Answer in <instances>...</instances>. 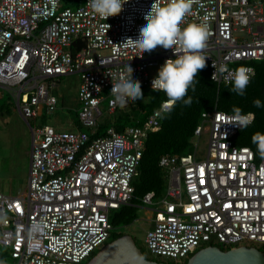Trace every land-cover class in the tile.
Masks as SVG:
<instances>
[{
  "label": "built area",
  "instance_id": "built-area-1",
  "mask_svg": "<svg viewBox=\"0 0 264 264\" xmlns=\"http://www.w3.org/2000/svg\"><path fill=\"white\" fill-rule=\"evenodd\" d=\"M64 1L0 0V96L10 90L32 134L26 191L0 190V246L15 264H83L110 238V214L132 202L146 139L161 128L164 114H157L160 105L139 125L122 132L109 127L92 138L101 105L106 101L109 113L124 108L110 92L128 75L127 65L141 87L152 88L164 62L177 58L161 46L144 54L125 43L138 38L154 0H128L106 21L88 0ZM191 22L209 27L203 55L211 78L213 65L229 70L217 72L219 85L232 84L230 71L240 66L256 74L254 63L264 59V0H194L181 27ZM75 73L77 129L39 123L44 111L58 107L52 90ZM232 116L217 108L202 113L195 137L208 133L203 157L194 144L192 153L161 158L165 193L142 198L156 206L145 237L152 255L185 261L209 246H264V158L235 145L241 129L229 124Z\"/></svg>",
  "mask_w": 264,
  "mask_h": 264
},
{
  "label": "trees",
  "instance_id": "trees-1",
  "mask_svg": "<svg viewBox=\"0 0 264 264\" xmlns=\"http://www.w3.org/2000/svg\"><path fill=\"white\" fill-rule=\"evenodd\" d=\"M77 4V2L73 3V5ZM254 65L256 74L247 86L244 96L231 93L229 90L232 88V84L222 83L219 85L216 81H213L208 66L199 71L196 77L199 83L196 84L195 91L193 92L190 89L188 92V96L192 97L191 106L184 105L182 101L177 102L172 111L162 117L161 128L148 135L138 174L133 180L135 193L132 202L113 210L110 215L111 222L115 228L130 225L138 219L137 207L142 202L145 194L154 191L160 197L165 193L168 175L166 169L160 164L161 158L165 155H186L192 153L195 130L202 122V113L204 111L217 108L233 113L232 109L235 106L241 108L245 114L254 113L255 119L253 123L238 132L234 137V143L237 146L251 147L257 156L261 158L251 138L256 132L264 133V107L257 108L253 105V101L256 99H259L264 104V59L255 62ZM141 88L144 99L132 101V104H136L141 109L142 115L136 118L130 113L117 114L122 110L117 109L114 112L115 116L99 122L97 134L92 135V138L105 135L109 127H114L117 131L122 132L129 125L143 123L154 110L160 107L162 101L167 100L163 92L153 91L149 87ZM124 234L126 233L113 232L110 236V242ZM141 249L148 259L159 262L184 264L188 260H173V262L159 257L153 258L147 256L144 249ZM260 249L264 251V247ZM96 253L94 252L92 257ZM2 254L10 255L8 251Z\"/></svg>",
  "mask_w": 264,
  "mask_h": 264
},
{
  "label": "clouds",
  "instance_id": "clouds-1",
  "mask_svg": "<svg viewBox=\"0 0 264 264\" xmlns=\"http://www.w3.org/2000/svg\"><path fill=\"white\" fill-rule=\"evenodd\" d=\"M128 0H88V6L102 20L119 15L123 5ZM194 0H154L149 12L144 16L146 21L139 30L137 39H127L132 47L141 53H149L158 46L165 50H172L175 59H167L159 68L158 75L152 80V90L163 92L167 100L162 101L158 115L168 114L177 102L182 101L184 105L191 106L192 97L188 92L195 91L199 83L196 79L200 70L206 67V57L203 50L209 34L206 23H187L185 18L191 13ZM108 27L110 25L107 24ZM141 57V56H140ZM143 57V56H142ZM212 80H217V72L223 74L229 71L225 66L215 67ZM133 69L127 65V73L119 82L112 83L110 94L114 96V103L125 107L128 102L144 99L141 82L133 79ZM232 88L229 90L239 96L245 95V90L255 75L254 69L240 66L230 71ZM187 97V99H185ZM257 108L264 107L259 99L253 101ZM234 116L230 118L229 124L246 129L255 119L254 113L244 114L242 109L233 106ZM252 143L256 145L260 157L264 158V133L256 132L252 135ZM0 264L4 261L0 260Z\"/></svg>",
  "mask_w": 264,
  "mask_h": 264
},
{
  "label": "rangeland",
  "instance_id": "rangeland-1",
  "mask_svg": "<svg viewBox=\"0 0 264 264\" xmlns=\"http://www.w3.org/2000/svg\"><path fill=\"white\" fill-rule=\"evenodd\" d=\"M66 3L70 2L67 1ZM156 52L157 48L151 51L150 54ZM79 86V74L75 73L63 77L58 87L52 90L59 100L57 109L52 113L44 111L42 116H40L39 123L53 125L59 130H76L80 107L78 100ZM3 92V95L0 96V190L7 195L17 196L26 191L28 187L32 134L29 124L19 114L16 101L10 90L4 89ZM101 107L104 112L100 119L101 121L115 116L114 113L108 112L106 101L102 103ZM119 113H130L136 118L142 115L141 109L134 103L124 107L117 114ZM207 143V132L193 139V144L199 145V155L201 157L206 154ZM193 149H195L194 146L192 147ZM152 208H156V206L141 202L137 207L138 219L130 225L115 228L114 232L120 231L131 234L137 244L144 249L147 256L158 258L150 253L145 242L146 233L151 228L150 219L154 216ZM110 240L111 238L99 247L96 252L108 244ZM260 247L263 248L264 246ZM1 249L3 251L8 250L7 247H1ZM89 259H86L84 263H87ZM162 259L173 261L168 258Z\"/></svg>",
  "mask_w": 264,
  "mask_h": 264
},
{
  "label": "water",
  "instance_id": "water-1",
  "mask_svg": "<svg viewBox=\"0 0 264 264\" xmlns=\"http://www.w3.org/2000/svg\"><path fill=\"white\" fill-rule=\"evenodd\" d=\"M85 264H173L148 259L131 234H124L103 246ZM184 264H264V251L256 246L222 249L204 247Z\"/></svg>",
  "mask_w": 264,
  "mask_h": 264
},
{
  "label": "crops",
  "instance_id": "crops-1",
  "mask_svg": "<svg viewBox=\"0 0 264 264\" xmlns=\"http://www.w3.org/2000/svg\"><path fill=\"white\" fill-rule=\"evenodd\" d=\"M3 111V110H2ZM25 192V191H24ZM24 192L20 193V194H23ZM19 194V195H20ZM12 196V195H11ZM2 246H0V260L4 261V264H15V261L14 259H11V256L10 255H6V254H2V253H5L6 251L9 252V249L6 250V251H3L1 249Z\"/></svg>",
  "mask_w": 264,
  "mask_h": 264
}]
</instances>
